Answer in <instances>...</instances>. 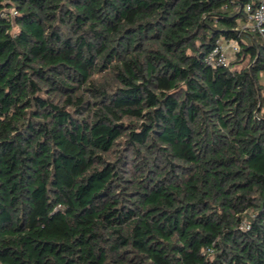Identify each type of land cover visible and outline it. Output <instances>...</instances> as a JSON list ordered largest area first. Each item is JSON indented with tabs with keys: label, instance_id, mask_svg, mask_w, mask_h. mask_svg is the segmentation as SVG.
Segmentation results:
<instances>
[{
	"label": "trees",
	"instance_id": "16d2710c",
	"mask_svg": "<svg viewBox=\"0 0 264 264\" xmlns=\"http://www.w3.org/2000/svg\"><path fill=\"white\" fill-rule=\"evenodd\" d=\"M259 1L0 0V264H264Z\"/></svg>",
	"mask_w": 264,
	"mask_h": 264
},
{
	"label": "built area",
	"instance_id": "2783aa9c",
	"mask_svg": "<svg viewBox=\"0 0 264 264\" xmlns=\"http://www.w3.org/2000/svg\"><path fill=\"white\" fill-rule=\"evenodd\" d=\"M15 13L16 10L12 9L11 14L15 15ZM245 14L246 19L241 22L240 30L259 33L264 40V0H260L257 4L251 2L246 3ZM239 49L240 47L237 41L219 40L212 52L207 56V61L213 66L226 65L228 64V52L233 51V53L237 54Z\"/></svg>",
	"mask_w": 264,
	"mask_h": 264
},
{
	"label": "rangeland",
	"instance_id": "374dc122",
	"mask_svg": "<svg viewBox=\"0 0 264 264\" xmlns=\"http://www.w3.org/2000/svg\"><path fill=\"white\" fill-rule=\"evenodd\" d=\"M238 58H237V54L236 53H233V51H229L228 52V58H227V61H228V63H232V62H234L232 65H233V67L235 68V67H237V68H242V67H244V66H246L247 65V60L245 61V62H236V60H237ZM260 77H261V80H263L264 81V73L262 74V73H260ZM263 85V84H262ZM264 86V85H263Z\"/></svg>",
	"mask_w": 264,
	"mask_h": 264
},
{
	"label": "crops",
	"instance_id": "0c3cea01",
	"mask_svg": "<svg viewBox=\"0 0 264 264\" xmlns=\"http://www.w3.org/2000/svg\"><path fill=\"white\" fill-rule=\"evenodd\" d=\"M264 72H262V74H263ZM261 84H263L264 85V81L263 80H261Z\"/></svg>",
	"mask_w": 264,
	"mask_h": 264
}]
</instances>
